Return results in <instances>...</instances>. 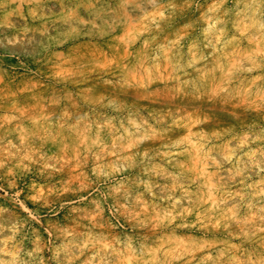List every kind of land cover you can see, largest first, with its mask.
<instances>
[{
    "label": "rangeland",
    "instance_id": "374dc122",
    "mask_svg": "<svg viewBox=\"0 0 264 264\" xmlns=\"http://www.w3.org/2000/svg\"><path fill=\"white\" fill-rule=\"evenodd\" d=\"M0 264H264V0H0Z\"/></svg>",
    "mask_w": 264,
    "mask_h": 264
}]
</instances>
